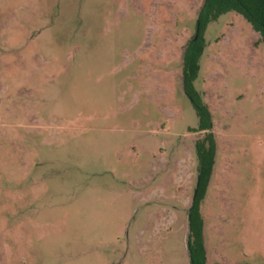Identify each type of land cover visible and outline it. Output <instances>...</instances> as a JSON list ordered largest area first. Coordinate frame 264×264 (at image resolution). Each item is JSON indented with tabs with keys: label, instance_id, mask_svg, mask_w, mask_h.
<instances>
[{
	"label": "rangeland",
	"instance_id": "obj_1",
	"mask_svg": "<svg viewBox=\"0 0 264 264\" xmlns=\"http://www.w3.org/2000/svg\"><path fill=\"white\" fill-rule=\"evenodd\" d=\"M204 2L0 0V264H189ZM260 37L235 13L205 33L206 264H264Z\"/></svg>",
	"mask_w": 264,
	"mask_h": 264
},
{
	"label": "trees",
	"instance_id": "obj_2",
	"mask_svg": "<svg viewBox=\"0 0 264 264\" xmlns=\"http://www.w3.org/2000/svg\"><path fill=\"white\" fill-rule=\"evenodd\" d=\"M228 13L242 16L264 42V0H205L199 11L196 34L188 42L183 56L182 81L187 96L191 99L198 116V125L191 132H204L205 137L195 143L198 160V179L188 210L189 215V264H206L204 244L203 207L208 198L209 186L214 174L218 144L214 133L213 114L195 83L199 78L201 59L206 47L205 33L209 25L217 23ZM199 34L197 35V33Z\"/></svg>",
	"mask_w": 264,
	"mask_h": 264
},
{
	"label": "water",
	"instance_id": "obj_3",
	"mask_svg": "<svg viewBox=\"0 0 264 264\" xmlns=\"http://www.w3.org/2000/svg\"><path fill=\"white\" fill-rule=\"evenodd\" d=\"M199 34V32L197 33V35ZM188 249H189V245H188Z\"/></svg>",
	"mask_w": 264,
	"mask_h": 264
},
{
	"label": "crops",
	"instance_id": "obj_4",
	"mask_svg": "<svg viewBox=\"0 0 264 264\" xmlns=\"http://www.w3.org/2000/svg\"><path fill=\"white\" fill-rule=\"evenodd\" d=\"M190 209V208H189Z\"/></svg>",
	"mask_w": 264,
	"mask_h": 264
}]
</instances>
